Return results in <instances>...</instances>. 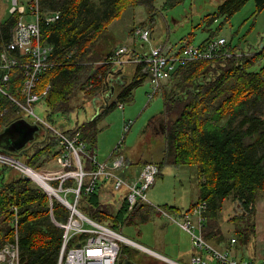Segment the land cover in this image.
Instances as JSON below:
<instances>
[{"label": "trees", "instance_id": "obj_1", "mask_svg": "<svg viewBox=\"0 0 264 264\" xmlns=\"http://www.w3.org/2000/svg\"><path fill=\"white\" fill-rule=\"evenodd\" d=\"M156 1L42 0L44 10L60 12L56 23L42 24L43 42L53 47L50 56L53 66L41 75L36 93L42 96L49 119L54 114L69 118L75 110L72 100L79 91L93 99L105 90L112 72L108 63L112 53L105 57L95 47L125 11L143 6L153 13ZM250 1L223 0L217 13L207 20L216 22L224 18L227 22ZM254 1L256 13H261L264 0ZM183 2L168 0L165 6L172 8ZM16 22L17 16L11 15L0 24V56L13 40ZM137 30L135 28L132 33ZM213 36L201 46L214 39ZM187 39V42H192V34ZM226 50L232 54L230 57L221 55L211 61L178 66L170 81L163 85L161 93L167 121L165 154L162 163L157 165L160 171L166 164L196 166L201 178L199 201L208 204L205 239L217 245L226 242L220 213L224 203L231 200L238 208L231 219L236 223V242L243 249L250 250L254 243L257 244L254 220L258 203L264 200V45L253 53H247L229 43ZM137 70L141 73L144 67L140 65ZM149 75L145 72L130 85H120L122 89L118 88L117 101L110 103L106 111L124 103ZM24 80L23 69L15 68L6 87L12 97L22 102ZM18 110L0 92V133L21 119ZM97 120L77 124L68 131L63 126L60 129L69 137L79 133L83 142L94 147L97 143ZM43 134L44 139L32 149L17 154L37 170L50 163L52 158L58 160L62 151L56 135L51 131H43ZM101 189L110 190V185ZM99 192L86 195L83 191L79 209L91 219L118 232L126 223L129 206L124 201L118 213L113 214L103 204ZM48 202V197L22 176L0 189V247L14 240L12 222L16 217L14 208H17L22 264H58L63 231L51 220ZM167 209L180 211L177 207ZM54 215L57 220L67 218L66 210L58 202L54 204ZM253 252L250 256L255 259ZM129 256L123 249V259ZM240 259H245V255L242 254Z\"/></svg>", "mask_w": 264, "mask_h": 264}, {"label": "built area", "instance_id": "obj_2", "mask_svg": "<svg viewBox=\"0 0 264 264\" xmlns=\"http://www.w3.org/2000/svg\"><path fill=\"white\" fill-rule=\"evenodd\" d=\"M11 5V15L17 16V22L13 40L0 56V92L19 108L22 119L28 116L33 120L32 125L56 135L62 151L54 170L41 169L42 171L38 172L21 158L2 151L0 165L15 170L25 180L34 182L48 197L51 220L63 231L58 264H123L122 243L131 244L132 241L91 219L79 209L83 191L84 194L91 195L105 185H110L112 193H122L121 199L123 203L125 201L128 204L129 211L148 206L185 231L191 237L192 264H264L238 259L230 249H220L205 239L204 229L208 210L206 201H198L184 212L153 206L148 193L160 174L157 164L145 163L137 176L130 177L127 173L130 164L120 151L121 145L107 160L99 161L89 146L80 139L79 133L69 137L35 115L34 105L42 101V96L36 93L37 84L41 75L53 66L50 60L53 47L43 42L42 24L56 23L60 18V12L44 10L42 0H12ZM136 35L143 42L142 47L146 43H151L152 35L149 30L139 29ZM227 45L228 41L225 38H214L204 46L186 44L179 49H174L173 46H160L142 53L121 46L113 51L108 63L114 72L129 64L142 65L144 71L150 73L152 92L149 95L153 98L172 77L178 66L189 62L211 61L221 55L230 57L232 54L226 50ZM18 67L23 69L25 77L22 87L23 102L12 97L6 90L12 70ZM95 100L99 101L98 96ZM120 107L123 108V105ZM128 128L127 125L126 130ZM70 196L72 201L69 199ZM55 202L66 210V219L55 218ZM14 211L16 214L12 222L14 240L0 247V264H22L18 209L14 208ZM235 243L236 239H233L231 247ZM135 245L164 264H179L143 246L136 243Z\"/></svg>", "mask_w": 264, "mask_h": 264}, {"label": "rangeland", "instance_id": "obj_3", "mask_svg": "<svg viewBox=\"0 0 264 264\" xmlns=\"http://www.w3.org/2000/svg\"><path fill=\"white\" fill-rule=\"evenodd\" d=\"M11 1L0 0V24L11 16ZM167 1L157 0L153 13L143 6L128 9L121 19L115 20L111 24L95 49L102 52L101 54L105 57L109 52L112 53V49L121 46L138 53L160 46H173L174 49H179L186 44L200 46L212 34H214V38H225L228 44L239 47L241 52L253 53L261 45H264V10L261 13H256L254 0L248 2L227 22H224V18H220L216 22L207 20L217 13L223 0H184L183 3L172 8L165 6ZM135 28L149 30L152 35L151 43H146L142 47L143 42L132 33ZM190 34L193 36V41L189 43L187 38ZM128 84L131 82L128 81ZM117 88L122 89L120 85ZM133 91L134 94L122 104L123 108L117 106L108 110L97 120L98 142L93 148V152L99 161H105L121 145V153L135 168H141L145 162L161 164L165 154V139L163 134H158L153 128V119L165 115L164 97L161 91L153 98L150 97L149 93L152 92V88L149 78H145ZM117 93L110 102L101 97V103L104 105L101 110L96 109L93 101L88 100L91 98L79 91L72 100L71 104L76 108L69 114V118L62 114H54L49 119L44 101L34 105L35 115L60 131H62L60 126L68 131L74 129L78 121L81 125L84 124V121L101 114L107 104L117 101ZM83 102L85 104L81 105ZM91 108H95L96 111L93 113ZM24 119L29 123L33 122L28 116H24ZM166 122L164 120L165 125ZM127 125L129 126L128 130H126ZM40 138L41 136L37 135V139ZM57 165L58 161L52 158L50 163L43 166L42 169L54 170ZM35 170L42 171L41 169ZM6 173H11V171H6ZM200 183L201 178L196 166L166 164L161 167L160 175L149 191L148 198L153 206L164 208L176 206L187 210L200 197ZM32 184L38 188L34 182ZM99 191L103 204L113 214H117L123 204L122 193H112L107 189ZM69 199L72 201L71 196ZM141 209L140 213L129 211L126 215L125 225L121 226L122 228L118 232L129 241L168 259L180 264H192L191 255L184 258L178 257L182 249L183 251L188 250L187 242L192 247L191 237L154 209L148 206ZM236 210H238L237 205L231 200L224 203L220 220L226 242L223 245H217L214 242L213 244L223 250L230 249L234 256L237 253L238 259L244 254L247 261L264 262V200L259 201L254 220L256 232L259 230L261 238H257V244L254 243L251 246V251L238 246V241L234 246L230 245L233 239H238L234 234L236 223L231 221L237 214ZM259 240L263 242L261 241L259 244ZM122 247L130 254L129 257L133 264H150L151 261L156 260L145 250L130 243H122ZM236 248H239V251H236ZM252 251H254L253 255L256 254L255 259L250 256Z\"/></svg>", "mask_w": 264, "mask_h": 264}, {"label": "crops", "instance_id": "obj_4", "mask_svg": "<svg viewBox=\"0 0 264 264\" xmlns=\"http://www.w3.org/2000/svg\"><path fill=\"white\" fill-rule=\"evenodd\" d=\"M134 36H136V33H134ZM115 49L116 48L112 49V53H113V51ZM130 65H132V64H129V65L124 66L123 69H121V70H117L115 72L114 71L111 72V75L107 79V84H106V87H105V90L106 91H103L101 94L98 95L99 101L95 100V98L88 99L91 102L93 101L94 106L96 107V109L103 107V103H101V100H100L101 97H104L106 100L109 99V102H110L112 100V97H114L116 95V92H118V88H117L118 85L128 86V85H130V84H128V81H130L132 83L136 78L138 79V77L140 76V74H145V71L144 70L141 73L137 70L138 67H139L138 65H133V66H130ZM149 80H150V77H149ZM133 94H134V91H132V95ZM84 102H85V100H84ZM84 102L81 105L85 104ZM122 104H124V103H119L118 106L120 107V105H122ZM74 107L76 108V106H74ZM91 109H92V112L93 113L96 111L95 108H91ZM105 112H106V109H104V111H102V113L100 114L101 115L100 117H102L103 114H106ZM97 117H98V115H96L95 117H92L88 121H84L83 123L91 122V121H93V119H95ZM100 117H98V119ZM164 120H165V115L158 116V117L155 118V120L153 119V121H154L153 122V128L155 129V131L158 134H163L164 135V129H165ZM78 124H79V121H78ZM97 129H98V133H99L98 124H97ZM98 133H97V141L96 142H98ZM37 135L38 136H41V138L40 139H37V136H36V139L33 142L29 143L26 146V148L24 149V151L28 152L30 149L33 148V146L36 143H39V142H41L44 139V134H43V130L42 129H40V131L38 132ZM87 145L89 146V148H91V151L93 152V148L96 145L94 147H93V145L92 146L89 145V143ZM13 155H15L16 157H18L19 154L18 155L17 154H13ZM48 164L49 163H47L45 166H47ZM129 164H130V168L127 171L128 176H130V177L137 176L138 173H139V170L141 168L140 167H136V168L133 167L131 165V162H129ZM6 171H11V173H6ZM19 176H20V174L18 172H16L15 170H9V168H6V167H3V166L0 165V178H1L0 189L3 188L8 183L12 182L14 179L18 178ZM198 201H199V199H198ZM198 201H196L194 204H196ZM194 204H192L191 206H193ZM191 206L187 210H189L191 208ZM143 207L144 206L136 209L134 212L140 213L142 211L141 208H143ZM172 207H176V206H172ZM177 208H179V207H177ZM179 209H180V211H183V212L184 211H187V210H184V209H181V208H179ZM180 230L183 231L181 228H180ZM183 232L186 233L185 231H183ZM257 233H258V238H261V234H260L259 230H257ZM261 241L262 240H259V244H260ZM186 247L188 248V250L183 251V249H182L179 252V255H178L179 258H181V257L184 258V257L190 256V255L192 256L193 251H192V247H190V243L189 242L186 243ZM157 254H159V253H157ZM159 255L162 256L161 254H159ZM165 258H167V257H165ZM174 262H176V261H174ZM176 263H178V262H176Z\"/></svg>", "mask_w": 264, "mask_h": 264}, {"label": "water", "instance_id": "obj_5", "mask_svg": "<svg viewBox=\"0 0 264 264\" xmlns=\"http://www.w3.org/2000/svg\"><path fill=\"white\" fill-rule=\"evenodd\" d=\"M107 101L109 102V99ZM39 131V126L32 125L25 119L21 118L13 122L0 133V151L10 154H17L23 151L29 143L36 139ZM12 144L18 146L14 147ZM131 244L136 246L134 242ZM123 264L132 263L126 258L124 259Z\"/></svg>", "mask_w": 264, "mask_h": 264}, {"label": "flooded vegetation", "instance_id": "obj_6", "mask_svg": "<svg viewBox=\"0 0 264 264\" xmlns=\"http://www.w3.org/2000/svg\"><path fill=\"white\" fill-rule=\"evenodd\" d=\"M13 145V144H12ZM14 147L15 146H18V145H13ZM128 259L131 261V263H132V259H131V257H128ZM133 264V263H132ZM150 264H164V263H162V262H160L159 260H153V261H151V263Z\"/></svg>", "mask_w": 264, "mask_h": 264}]
</instances>
